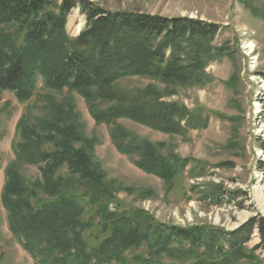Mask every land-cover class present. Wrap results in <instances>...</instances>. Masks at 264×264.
<instances>
[{"label": "trees", "instance_id": "16d2710c", "mask_svg": "<svg viewBox=\"0 0 264 264\" xmlns=\"http://www.w3.org/2000/svg\"><path fill=\"white\" fill-rule=\"evenodd\" d=\"M75 8L85 15L87 26L71 38L66 26ZM254 12L264 19V9L255 7ZM219 29L186 16L111 11L91 0H0V90L26 101L42 77L50 90L76 91L90 101L97 122L128 118L172 134L207 128L209 116L200 109L125 97L118 84L132 77L205 82L207 63L224 53L212 45ZM99 102L109 104L99 108ZM56 109L51 119L19 121L15 160L5 170L2 190L10 230L36 264H239L260 257L264 264L260 214L227 230L207 224L168 225L140 209H112L114 194L93 159V140L78 121H68ZM111 135L121 153L136 155L139 168L165 180L188 163L163 154L157 144L133 137L118 124ZM21 163L40 166L41 178L34 186L20 172ZM80 188L86 189L83 194ZM224 195L218 190L214 198ZM95 224L98 233L86 234ZM255 234L259 242L247 249Z\"/></svg>", "mask_w": 264, "mask_h": 264}, {"label": "rangeland", "instance_id": "374dc122", "mask_svg": "<svg viewBox=\"0 0 264 264\" xmlns=\"http://www.w3.org/2000/svg\"><path fill=\"white\" fill-rule=\"evenodd\" d=\"M91 1L111 11L186 16L219 25L212 45L224 53L207 63L205 82L165 83L132 77L118 84L125 97L140 96L192 111L200 109L209 116V125L172 134L128 118L97 122L90 101L76 91L50 90L42 77L35 94L26 101H19L12 91L0 90V264H36L10 230L2 190L5 170L15 160L19 121L26 119L35 124L40 118L51 119L56 117V108L63 110L68 121H78L85 136L93 140V159L104 171L105 182L114 194L112 209H140L168 225L207 224L227 230L239 227L253 215L264 216V19L254 12L255 7L264 9V0ZM86 26L85 15L79 8L73 9L66 26L69 36L77 37ZM108 104L98 103L99 108ZM116 124L133 137L157 144L165 155L187 159V165L172 180L142 170L135 164L136 155L118 150L111 135ZM39 167L20 164V172L31 187L41 178ZM85 190L80 188V193ZM218 190L225 195L216 201ZM230 192L234 193L232 197ZM94 218L97 223L98 218ZM90 233H98L96 224L86 232ZM258 242L255 234L246 248L252 249ZM260 259L239 264H261Z\"/></svg>", "mask_w": 264, "mask_h": 264}, {"label": "bare ground", "instance_id": "6f19581e", "mask_svg": "<svg viewBox=\"0 0 264 264\" xmlns=\"http://www.w3.org/2000/svg\"><path fill=\"white\" fill-rule=\"evenodd\" d=\"M249 46H250V47H253V44L251 43Z\"/></svg>", "mask_w": 264, "mask_h": 264}]
</instances>
